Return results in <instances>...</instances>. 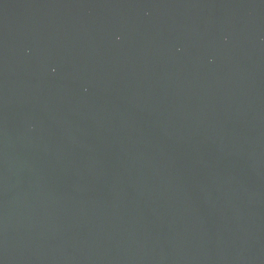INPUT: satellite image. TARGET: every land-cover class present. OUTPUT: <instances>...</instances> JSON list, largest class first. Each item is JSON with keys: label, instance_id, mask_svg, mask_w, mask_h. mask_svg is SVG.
Instances as JSON below:
<instances>
[{"label": "water", "instance_id": "obj_1", "mask_svg": "<svg viewBox=\"0 0 264 264\" xmlns=\"http://www.w3.org/2000/svg\"><path fill=\"white\" fill-rule=\"evenodd\" d=\"M0 264H264V0H0Z\"/></svg>", "mask_w": 264, "mask_h": 264}]
</instances>
